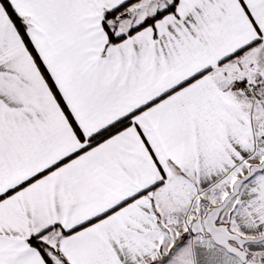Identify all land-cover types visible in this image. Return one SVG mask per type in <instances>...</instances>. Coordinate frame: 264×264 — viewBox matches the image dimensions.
<instances>
[{
  "label": "snow or ice",
  "instance_id": "snow-or-ice-1",
  "mask_svg": "<svg viewBox=\"0 0 264 264\" xmlns=\"http://www.w3.org/2000/svg\"><path fill=\"white\" fill-rule=\"evenodd\" d=\"M0 264H264V0H0Z\"/></svg>",
  "mask_w": 264,
  "mask_h": 264
}]
</instances>
